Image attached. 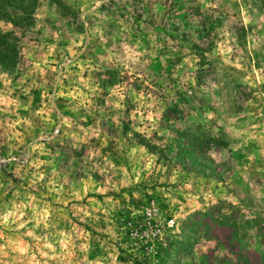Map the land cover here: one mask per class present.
Returning <instances> with one entry per match:
<instances>
[{
  "label": "rangeland",
  "instance_id": "374dc122",
  "mask_svg": "<svg viewBox=\"0 0 264 264\" xmlns=\"http://www.w3.org/2000/svg\"><path fill=\"white\" fill-rule=\"evenodd\" d=\"M18 2L0 0L21 16L0 19V264H234L229 225L180 234L214 205L264 221V1Z\"/></svg>",
  "mask_w": 264,
  "mask_h": 264
},
{
  "label": "trees",
  "instance_id": "16d2710c",
  "mask_svg": "<svg viewBox=\"0 0 264 264\" xmlns=\"http://www.w3.org/2000/svg\"><path fill=\"white\" fill-rule=\"evenodd\" d=\"M264 1V0H262ZM19 9L21 13L30 15V11L26 10L24 6V0H19ZM2 9V10H1ZM22 17H25L24 15ZM0 19H8L14 26L19 27L21 23V16H14L13 18L8 14L6 10L0 8ZM11 37L9 32H2L0 29V64H6L7 62H13L16 55V43L12 44L9 40ZM175 140L181 148L183 147L182 140H187V146L185 152L189 153V148L194 147L197 144L199 137L193 135V131H183L182 133L178 130L175 132ZM198 143H201L199 141ZM204 143V142H202ZM229 212V210H222L221 208L214 205L207 211H199L189 216L187 222L181 227V234L183 239L194 238L202 236L205 238L211 237V224L215 226L229 225L231 231H229V242L226 245L227 254L230 261H234V264H254L250 259V250H257L261 258L264 260V251H258L259 240L257 237L264 235V221L257 216H247L242 214L241 216L235 215ZM203 218L207 220H203ZM181 237V238H182ZM212 239V238H210ZM232 241V242H231ZM184 249V245L181 242L179 244ZM189 244H186L188 246ZM264 247V244H262ZM230 264H233L230 263ZM264 264V262H263Z\"/></svg>",
  "mask_w": 264,
  "mask_h": 264
}]
</instances>
